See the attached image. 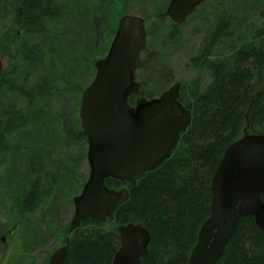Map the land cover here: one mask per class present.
Wrapping results in <instances>:
<instances>
[{"label": "rangeland", "instance_id": "obj_1", "mask_svg": "<svg viewBox=\"0 0 264 264\" xmlns=\"http://www.w3.org/2000/svg\"><path fill=\"white\" fill-rule=\"evenodd\" d=\"M21 2L0 0L1 57L7 64L10 60L8 65H15L11 77L17 86L36 91L42 86V92L35 93L31 104L35 113L28 125L14 139L9 138L12 152L0 165V215L10 218L13 197L21 189L17 184L20 182L22 190L28 187L24 176L29 174L30 160L35 162L31 170L41 171L39 187L45 194L35 212L25 218L20 240L11 242L5 253L0 244V261L45 264L50 254L63 245L75 212L74 197L88 179L87 141L75 135L81 128L82 94L96 75L97 60L108 51L111 32L124 9L145 15L159 26L158 32L149 36L148 49L157 55L156 63L158 57L167 60L174 81L159 79L157 68L137 72L139 81L156 97L178 81L200 78L207 85L211 80L209 71L206 65H194V59L202 53L219 20L233 17L228 31L236 39L250 23L264 20V0H208L179 26L178 35H172L170 20L156 18L157 11H165L170 0H54L59 9L56 18L47 19L45 32L25 36L36 47L34 59L25 60L20 54L12 64L11 58L2 53V44L7 43L6 30L13 24ZM12 28L19 30L15 24ZM10 38L13 41L11 34ZM220 45L213 58L227 51L226 45ZM8 97L1 90L0 109L6 106Z\"/></svg>", "mask_w": 264, "mask_h": 264}, {"label": "trees", "instance_id": "obj_2", "mask_svg": "<svg viewBox=\"0 0 264 264\" xmlns=\"http://www.w3.org/2000/svg\"><path fill=\"white\" fill-rule=\"evenodd\" d=\"M57 9L54 0L24 2V14L19 12V21L14 20L6 30L5 53L12 64L16 55L22 54L30 61L37 53L25 38L14 51L17 32L13 25L18 24L23 34H41L47 19L56 18ZM232 20L231 16L219 20L202 53L194 59V65H206L210 82L205 86L200 78L181 82L179 100L191 110L192 123L181 133L171 157L135 186L107 180L111 188L127 187L129 199L115 211L113 220L102 223L86 219L81 223L70 235L65 264H111L121 245L117 227L130 222L147 227L152 235L142 264H188L201 226L211 215V181L227 147L246 132L264 133V20L250 23L236 39L228 31ZM171 26L172 35H178L179 25ZM220 44L224 48L226 45L227 51L213 58ZM158 60L156 63L155 53L150 54L147 67L140 70L157 68L159 79L173 82L174 72L167 60ZM13 69H6L0 80V92L4 89L9 96L6 106L0 109V149L9 144L13 131L28 125L35 93L42 92V86L37 91L17 86L11 77ZM140 94L155 97L143 82ZM18 97L25 100L22 108ZM216 264H264V233L253 216L240 220Z\"/></svg>", "mask_w": 264, "mask_h": 264}, {"label": "water", "instance_id": "obj_3", "mask_svg": "<svg viewBox=\"0 0 264 264\" xmlns=\"http://www.w3.org/2000/svg\"><path fill=\"white\" fill-rule=\"evenodd\" d=\"M205 1L171 0L166 15L182 24ZM146 36L143 19L122 17L108 55L96 62V76L83 93L81 117L90 172L74 197L71 231L86 219L113 220L130 191L111 188L107 180L135 186L171 157L181 133L192 123L191 110L179 101L181 82L157 97H142L133 108L128 104L140 90L136 72L142 66ZM3 72L0 60V79ZM211 190V215L201 226L188 264H216L246 216H253L264 233V133L246 132L227 147ZM117 231L121 245L111 264H142L152 239L149 229L130 222ZM68 252L69 245L57 249L49 264H65Z\"/></svg>", "mask_w": 264, "mask_h": 264}, {"label": "flooded vegetation", "instance_id": "obj_4", "mask_svg": "<svg viewBox=\"0 0 264 264\" xmlns=\"http://www.w3.org/2000/svg\"><path fill=\"white\" fill-rule=\"evenodd\" d=\"M26 0H22V2L17 6L16 8V13H15V18L14 20L16 21H19V19L17 18L19 12H23L22 14H24V11H23V4ZM51 1V0H50ZM171 1V0H170ZM141 3H143V1H141ZM170 4V2H169ZM168 4V6H169ZM203 4V3H202ZM201 4V5H202ZM200 5V6H201ZM167 6V8H168ZM198 6L195 11L200 7ZM167 8L165 11L161 10L160 12L157 11L156 15H157V20H161V19H165L167 18L168 20H170L172 23L171 24H175V25H182V24H176L174 23L173 20H171L170 17H168L166 15V11H167ZM22 9V10H21ZM125 11L122 12L120 14V16L118 17V20L116 22V25L115 27L113 28V32H111V36H112V40L110 42V45H109V48H108V51L107 53L101 57L100 59L106 57L110 51V48L112 46V43L115 39V36L117 34V31H118V28H119V21L122 17L124 16H133V17H138V18H141L143 19L144 21V25H145V28H146V32H147V36H146V45L145 47L141 50L140 52V58H141V61H142V66L140 68H146V64L148 62V56L153 52V50H149L148 49V39H149V36L157 33L158 29H159V26H156L157 23H152L150 21V19L148 17H146L145 15H142L138 12H132V11H129V10H126V8L124 9ZM58 11V10H57ZM194 11V12H195ZM194 12L192 13V15L194 14ZM190 15V16H192ZM189 16V17H190ZM188 17V18H189ZM188 18L186 20H188ZM93 22V21H92ZM186 22V21H185ZM184 22V23H185ZM95 23V22H93ZM16 27L19 28L16 34V39H15V43H13V49L15 51V49L18 47V45H20L21 43V40L23 38H25V36H27L26 34H23V31L22 29L20 28V26L18 24H15ZM112 31V30H111ZM28 35H35V34H28ZM2 49H3V54L5 53V45L6 43L2 44ZM10 58V57H9ZM0 60L3 61V65H4V68L5 70L9 67V68H14L15 65H8L10 63V60H9V63L7 64L6 60H4L2 57H1V51H0ZM99 60V59H98ZM146 66V67H145ZM136 79L137 81L140 83V89H141V81H139L138 79V76H137V72H136ZM84 93V92H83ZM142 97H145L143 95L140 94V90L138 91V93L136 94H133L129 97L128 99V104L130 105L131 108L135 107L137 105V102L138 100H140ZM82 99H83V94H82ZM82 99H81V105H80V111H79V116L81 118V128L78 129V132L77 134H75L77 137H82L86 139L87 141V151H88V139H87V136L85 134V130L83 128V124H82V117H81V110H82ZM18 101V105L19 107L22 108V103L25 101L22 97H18L17 99ZM33 105V104H32ZM32 105L30 107V111H29V116H30V120H31V117L34 115L35 111H33L31 108H32ZM20 130H15L13 131L11 134H12V139H14L15 137V134L18 133ZM13 147V144H6L5 146H3L1 149H0V165L3 163V161L6 159L7 155L10 154L12 151ZM17 149H14L13 151H16ZM87 156V155H86ZM87 162H88V157H87ZM35 163L33 160H30L29 161V174L28 176H24L25 178V182L28 183V187L25 188L24 190H22V186L19 185V183L17 184L18 186L21 187V189H19L17 191V193L15 194V196L13 197V208L12 210L10 211V218L8 219H5V218H2L3 216L0 215V244L3 245L4 247V253L6 251L9 250L10 246H11V242H14L15 240H20V236H19V232H20V229H21V226L25 220V218L28 216V215H31L32 213L35 212V210L37 209V207L39 206V203H40V200L42 199V195L45 194L43 190L40 189L39 185L41 184L40 182V178H41V171H36V170H31L32 168H35L34 164ZM41 165H43L41 163ZM88 166H89V162H88ZM90 169V168H89ZM90 172V170H89ZM89 176V175H88ZM1 207L3 208L4 205H1ZM76 231V230H75ZM75 231H71L70 228L68 229V231H66L65 233V237H64V242H63V245L61 244V246H59L58 248H56L54 250V252L65 246V245H69L68 242H69V238H70V235H73ZM70 232V234H69ZM19 236V237H18ZM54 252H52V254H50L48 260L46 261L45 264H49L50 263V259H51V256L54 254ZM9 253V252H8ZM7 253V254H8ZM6 254V255H7ZM0 264H3V262L0 261Z\"/></svg>", "mask_w": 264, "mask_h": 264}]
</instances>
